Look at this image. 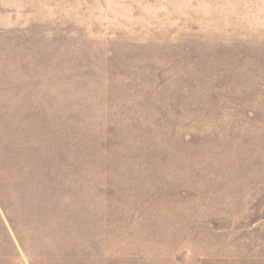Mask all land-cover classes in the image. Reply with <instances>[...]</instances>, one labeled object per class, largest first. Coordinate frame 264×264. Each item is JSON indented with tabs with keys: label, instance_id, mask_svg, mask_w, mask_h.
I'll use <instances>...</instances> for the list:
<instances>
[{
	"label": "rangeland",
	"instance_id": "obj_1",
	"mask_svg": "<svg viewBox=\"0 0 264 264\" xmlns=\"http://www.w3.org/2000/svg\"><path fill=\"white\" fill-rule=\"evenodd\" d=\"M0 264H264V0H0Z\"/></svg>",
	"mask_w": 264,
	"mask_h": 264
}]
</instances>
